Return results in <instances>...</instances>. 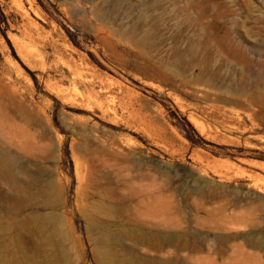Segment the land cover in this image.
I'll return each instance as SVG.
<instances>
[{"label": "rangeland", "instance_id": "obj_1", "mask_svg": "<svg viewBox=\"0 0 264 264\" xmlns=\"http://www.w3.org/2000/svg\"><path fill=\"white\" fill-rule=\"evenodd\" d=\"M151 2L0 0V113L21 161L32 172L45 167L63 189V264H96L97 233L82 213L86 148L99 160L115 154L116 171L127 161L130 177L141 164L159 185L162 212L130 206L118 220L175 242L156 252L126 241L137 258L264 264V0ZM98 11L110 23L96 20ZM104 30L112 35L104 38ZM131 31L133 40L125 35ZM193 46L220 68L215 86L229 100L216 101L221 109L199 99L200 86L179 85L189 65L178 66L173 50L187 55ZM125 182L113 177L109 185L98 174L92 188L117 205ZM160 219L168 227L157 225Z\"/></svg>", "mask_w": 264, "mask_h": 264}, {"label": "bare ground", "instance_id": "obj_2", "mask_svg": "<svg viewBox=\"0 0 264 264\" xmlns=\"http://www.w3.org/2000/svg\"><path fill=\"white\" fill-rule=\"evenodd\" d=\"M159 2L160 0H152L151 3L157 7ZM88 3L91 4L93 13L96 8L92 1H88ZM94 18L100 23H110L111 21L108 15L99 11ZM112 32L104 30L105 36L103 37L108 38ZM125 35L133 40L132 31ZM198 53L199 51L195 50L194 46L187 55L179 49L173 50V56L178 66L189 65L179 74V85L183 88L190 87V84L200 86L201 89L196 92L199 99L204 100L211 110L220 108L215 104L217 100L220 99L224 103L229 102L215 86L220 68H214L210 63L208 53H204L205 56L201 57L198 56ZM1 101L0 98V111L2 109ZM0 143L12 147L15 151L7 150V147L6 149L0 147V264H63L65 250L61 240L65 233L58 226L61 222V215L58 212L63 205L62 187H55L49 175L43 174L45 167L41 166L32 172L29 165L21 161L19 157L21 149L16 145L15 139L6 128L5 119L1 113ZM85 151L86 159L83 156L82 162L85 188L81 189L86 191L85 197L88 202L83 205L82 213L87 230L97 233L93 238L97 249L95 252L96 264H153V261L149 259L137 258L132 253L133 250L127 246L126 241H131L135 245L149 244L156 252H161L164 250V245L174 244V237L162 238L161 242L157 241L153 234H141L137 227L130 228L123 224L124 222L130 223L128 219L127 221L120 219L119 222L118 218H122L123 213L130 206L148 214L156 215L162 212L164 203L159 185L156 186V183H152L150 176L142 172L141 164H135L136 174L130 177L129 173H127L129 175L125 174L129 171L130 165L127 161H124L127 164L119 166L116 171L117 157L112 152L109 151L110 158L99 160L87 148ZM25 155L29 160L40 158L34 153H25ZM16 168L27 177L26 183L19 179L15 171ZM102 169L105 170V173H101ZM98 174L109 185L113 183V177L125 179L126 182L122 188L124 195L119 199L117 205L100 201L99 192L95 187L92 188ZM58 181L61 182L60 179ZM1 184L8 187L7 193L2 190ZM32 189L35 190L34 193L31 192ZM109 190L112 191V189ZM97 215H105L110 219L104 220L98 218ZM247 221L249 220L242 219V223L247 224ZM249 222L252 226L253 221L250 219ZM169 224L161 219L157 222V225L163 227H168ZM252 245L259 246V239H254Z\"/></svg>", "mask_w": 264, "mask_h": 264}, {"label": "trees", "instance_id": "obj_3", "mask_svg": "<svg viewBox=\"0 0 264 264\" xmlns=\"http://www.w3.org/2000/svg\"><path fill=\"white\" fill-rule=\"evenodd\" d=\"M3 36V38H4V40H5V42L8 44V41L6 40V38H5V36L4 35H2ZM9 45V44H8ZM12 52V51H11ZM12 54V56H13V53H11ZM92 58V57H91ZM100 68H101V66L100 65H98ZM170 116H174L172 113H170ZM182 121L185 123V125H187L188 126V128L192 131V132H194L193 131V129L191 128V126L184 120V119H182Z\"/></svg>", "mask_w": 264, "mask_h": 264}]
</instances>
